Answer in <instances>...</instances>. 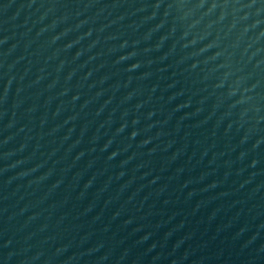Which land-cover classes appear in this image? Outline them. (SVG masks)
<instances>
[{"label":"water","instance_id":"95a60500","mask_svg":"<svg viewBox=\"0 0 264 264\" xmlns=\"http://www.w3.org/2000/svg\"><path fill=\"white\" fill-rule=\"evenodd\" d=\"M0 264H264V0H0Z\"/></svg>","mask_w":264,"mask_h":264}]
</instances>
